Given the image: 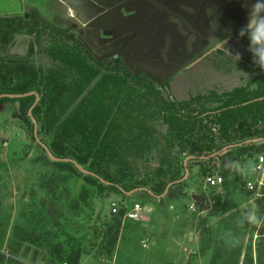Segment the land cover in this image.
Listing matches in <instances>:
<instances>
[{"label": "trees", "instance_id": "16d2710c", "mask_svg": "<svg viewBox=\"0 0 264 264\" xmlns=\"http://www.w3.org/2000/svg\"><path fill=\"white\" fill-rule=\"evenodd\" d=\"M95 1L100 4V0ZM19 37L29 38V42L22 46L23 53L18 54L12 48ZM240 41L242 46L232 54H240L236 64L223 53L215 57L214 64L217 71L226 65L227 71L216 75H227L229 83L237 80L235 86L188 89L186 97H178L121 68L117 72L110 65L102 70L103 63L85 51L79 41L70 40L35 13H28L27 18L2 17L0 95L37 93L39 101L32 116L41 143L54 157L70 159L111 184L105 186L96 178L79 173L70 163L50 161L36 144L41 150L40 161L82 182L84 189L76 201H71V211H77L79 203L89 209V201L103 194H117L124 200L126 196L117 188L124 192L145 188L160 196L169 183L183 176L185 157L207 156L226 146L264 138V99L257 100L264 98V70L254 62L247 37ZM33 101L34 97L0 99L1 103L18 104L31 135L32 124L26 114ZM261 154L264 155V142L226 150L208 161L192 160L187 163V180L171 186L157 201L162 203L173 191H178L176 197L186 196L183 191L192 178L193 163L197 166V177L205 181L206 177L217 175L222 179L220 187L226 190L235 183L230 178L238 177L237 167L242 168L249 160L256 161ZM223 159L234 171L220 164ZM136 194L156 200L143 192ZM203 203L198 204L200 211L204 209ZM125 212L124 204L119 203L117 214L109 213L110 223L103 224V245L97 246V253L111 254ZM40 216L38 219L43 222ZM59 217L60 214L54 219L52 232L42 234L41 242L37 240L40 237L32 239L30 235L27 240L37 247H46V264H78L85 252L84 239L69 235L59 225ZM36 228L45 231L43 224ZM258 246L261 249L262 245ZM215 250L211 264H218L217 260L219 264L239 263L238 247ZM7 257L0 251V264H21L12 255ZM257 261L262 264L260 256ZM241 264H253L251 256L244 254Z\"/></svg>", "mask_w": 264, "mask_h": 264}, {"label": "rangeland", "instance_id": "374dc122", "mask_svg": "<svg viewBox=\"0 0 264 264\" xmlns=\"http://www.w3.org/2000/svg\"><path fill=\"white\" fill-rule=\"evenodd\" d=\"M133 1L120 2L118 9L122 11V8ZM213 1L214 7L218 4L226 8L236 6L240 11L244 10L245 4L252 5L255 2V0ZM95 2V0H0V18L35 13L66 37L71 36L88 43L94 49V53L100 56L112 50L111 47L101 49L103 43H110L111 40V36L103 35L102 32L112 31L114 28L111 24L112 27L107 29L104 24L109 25L106 22L111 19L105 17L110 15L109 11L116 5V1L100 0V4ZM197 2L176 1L180 7L192 6ZM128 14L134 15V12ZM247 16L243 15L242 19H246ZM139 17L151 19L153 15L142 13ZM94 18L97 19L93 26L98 31L87 27ZM152 21L153 19L149 20V24H152ZM132 27L129 26V29ZM78 32L90 34L88 37H82ZM17 40L12 51L23 53L22 46L29 42V38L19 37ZM217 54L201 62L195 72L192 71L193 80L190 83L173 85L176 96L186 97L185 88L225 89L235 86L237 80L232 79L233 81L229 83L227 75L218 76V72H225L227 68L224 64L221 67L226 70L217 71L218 66H214L215 57L221 55ZM40 151L32 139L29 124L18 104L0 102V251L8 257L12 255L15 261L21 264L47 263L46 247L43 245L37 247L29 243L27 236L30 235L32 239L40 237L37 240L41 242L42 234L52 232L54 219L60 214L59 225L69 235L82 236L84 239L85 252L78 264H169V262L211 264L215 249L219 250L223 246H228L229 250L238 247V264L242 263L244 254L251 256L253 264H259L257 259L260 256L264 264V238L257 239L253 244L255 234L257 232L263 234L264 228L257 230L247 225L238 226L236 223L241 211L251 207L248 202L254 206L253 209L258 214L264 215V173L251 171L255 161L249 160L242 168L237 167L238 177L230 178V181L235 183L226 190L220 186L208 188L204 179L196 176L194 168L188 186L195 191L198 190L196 187L203 190L208 197L207 200H210L205 202L202 213L189 195L173 198L172 192L162 203L137 194L125 197L124 200L117 194H103L89 201V209L79 203L78 210L73 212L71 201H76V196L84 189L82 182L64 176L52 165L44 160L40 161ZM258 156L264 157L263 154ZM215 165V162L212 163L213 167ZM246 181L252 182L253 191L242 189ZM111 202L123 203L126 211L131 210L133 204H139L144 208L143 217L146 220L133 222L124 217L118 241L111 254H99L97 246L103 245L101 233L104 229L103 224L110 223ZM239 202L245 204L244 209L239 208ZM190 205L193 206V210H189ZM33 214L36 217H32ZM39 216L40 218L43 216V222L38 219ZM34 223L37 227L43 224L45 231L33 227ZM213 228L214 231L229 232L224 235L226 237L224 242L222 239L213 241L215 233H211L210 230ZM194 231L199 232L197 244L189 242ZM209 237L211 242H208ZM259 244L262 245L261 249L258 248ZM217 261L219 264L220 260Z\"/></svg>", "mask_w": 264, "mask_h": 264}, {"label": "flooded vegetation", "instance_id": "af4514ba", "mask_svg": "<svg viewBox=\"0 0 264 264\" xmlns=\"http://www.w3.org/2000/svg\"><path fill=\"white\" fill-rule=\"evenodd\" d=\"M115 1L110 15L105 17L111 19L105 21L109 25L104 24L107 29L112 27L111 24L114 26L108 35L111 40L101 46V49L111 47V51L99 56L88 43L71 36L68 38L79 41L85 51L102 62V70L109 69L110 65L117 72L121 68L137 79L146 82L149 79L156 89L173 94V85L190 83L193 80L192 71L195 72L201 62L217 53L232 55L242 46L238 30L248 23L249 17L242 19V16L248 15L251 9V4H245L243 11L236 6L226 8L218 4L214 7L213 0H197L195 5L182 7L176 3L177 0H134L121 11L118 4L125 0ZM130 8L131 11L125 12ZM131 12L134 15L128 14ZM142 13L152 14L153 18L139 17ZM96 19L87 25L94 31ZM152 19V24H149ZM129 26L133 27L129 29ZM78 34L88 37L90 33ZM220 41L225 42L221 45L222 50ZM185 89L187 92L188 89Z\"/></svg>", "mask_w": 264, "mask_h": 264}, {"label": "water", "instance_id": "95a60500", "mask_svg": "<svg viewBox=\"0 0 264 264\" xmlns=\"http://www.w3.org/2000/svg\"><path fill=\"white\" fill-rule=\"evenodd\" d=\"M131 11V8L130 9H126L125 12H129ZM25 18H27V14L24 15ZM103 35H110V32L109 31H104L103 32ZM28 97H34V101L32 103V105L30 106V108L27 110V118L30 120L31 124H32V135H33V138H34V141L36 142V144L43 150V152L45 153V155L48 157V159L54 163H70L74 166V168L81 174L83 175H89L93 178H96L101 184L105 185V186H110L111 184L103 181L102 179H100L99 177L95 176L94 174L90 173V172H87L86 170H84L83 168H81L76 162L70 160V159H59V158H56L54 157L50 151L47 149V147L45 145H43L41 143V141L39 140L38 136H37V123L34 119V117L32 116V110L33 108L36 106V104L38 103L39 101V96L37 93L35 92H29V93H26V94H16V95H12V94H2L0 95V99H10V100H13V99H21V98H28ZM264 98H259L257 99L258 101L259 100H262ZM261 142H264V138H257V139H251V140H247V141H244L243 143H240V144H236V145H232V146H226L210 155H207V156H202V157H193V156H188V157H185L182 161V167H183V176L181 177V179L175 181V182H172V183H169L163 193L160 195V196H154L149 190L145 189V188H137V189H134V190H131L129 192H124L123 190H121L120 188H117L122 194H124L126 197H129L131 195H134L136 193H139V192H143V193H146L147 195H149L150 197H153L155 198L156 200H159L161 198H163L166 194H167V191L168 189L175 185V184H179V183H182V182H185L188 178V175H189V170L187 168V163L192 161V160H198L200 162H203V161H208L210 159H215L217 158L218 156H220L223 152H225L226 150H229V149H232V148H236V147H240L242 145H247V144H257V143H261ZM220 164L228 169H231L232 171H234V169L230 166V163L226 160V159H223L221 160ZM191 199L196 203V205H198V202H199V198L197 196H191Z\"/></svg>", "mask_w": 264, "mask_h": 264}, {"label": "clouds", "instance_id": "9594fccd", "mask_svg": "<svg viewBox=\"0 0 264 264\" xmlns=\"http://www.w3.org/2000/svg\"><path fill=\"white\" fill-rule=\"evenodd\" d=\"M248 17V23L238 30V37H247L249 41L248 50L251 52L254 62L264 70V0H255L251 5ZM212 26H214V36L215 25L213 24ZM224 43V41L219 42L221 50V45ZM227 55L234 64L241 58L239 53L230 55L227 52ZM236 223L238 226L247 225L260 230L264 228V215H260L256 210L249 208L241 211Z\"/></svg>", "mask_w": 264, "mask_h": 264}, {"label": "built area", "instance_id": "2783aa9c", "mask_svg": "<svg viewBox=\"0 0 264 264\" xmlns=\"http://www.w3.org/2000/svg\"><path fill=\"white\" fill-rule=\"evenodd\" d=\"M251 171L255 173H264V157L258 156L257 160L254 162V164L251 167ZM222 184L221 177L214 175V176H208L205 178V185L208 188H215ZM243 190L247 191H253L254 186L252 182L246 181L244 185L242 186ZM109 210L112 215H116L118 212V204L115 202H111L109 205ZM189 210H193V206H189ZM144 208L140 206L139 204H133L132 209L129 211H126L124 214V217L128 219L129 221L138 222V221H145L146 218L143 217ZM123 217V218H124Z\"/></svg>", "mask_w": 264, "mask_h": 264}, {"label": "crops", "instance_id": "0c3cea01", "mask_svg": "<svg viewBox=\"0 0 264 264\" xmlns=\"http://www.w3.org/2000/svg\"><path fill=\"white\" fill-rule=\"evenodd\" d=\"M252 161V160H251ZM253 165V164H252ZM194 168H195V170H197V166H196V163H193L192 164V168H191V175L192 174H194L193 172H194ZM195 174H196V172H195ZM185 194H186V196L187 195H189L190 197L191 196H197L198 198H199V202H198V204L202 201V202H204L203 204H205V202H210V200H207L208 199V197H207V195H205L206 193L203 191V190H200V193H198V190H196L195 191V189H191L189 186H188V188H186V189H184V191H183ZM173 194H172V196H173V198H176V196H177V193H178V191H173L172 192ZM189 193H191V194H189ZM183 197H185V196H183ZM179 198V197H178ZM203 198H204V200H203ZM249 204V206H251L250 208H252L253 209V205H251V203L250 202H248ZM196 204V203H195ZM239 208L241 207V209L243 208H245V204H242V203H240L239 202ZM248 205H246V206H248ZM189 207V206H188ZM169 208H171V207H169ZM245 209H247V208H245ZM207 210V209H206ZM205 210V211H206ZM204 212V211H203ZM200 213H202V211L200 212ZM211 230V233H215V239L213 240V241H215V240H220V239H222V242H224V240H226V237H224V235H226V234H228L229 232L228 231H214L215 229L213 228V229H210ZM199 237V232H193V234H192V237L190 238V243H195V244H197V242H198V238ZM255 241H253V244L256 242V240L257 239H261V238H264V233L263 234H258V232H257V234H255ZM213 239V238H212ZM212 241V242H213ZM208 242H211L210 241V237L208 238ZM263 243V242H262ZM261 244V243H260ZM195 247V246H194ZM193 247V248H194ZM169 264H173L172 262H169Z\"/></svg>", "mask_w": 264, "mask_h": 264}]
</instances>
